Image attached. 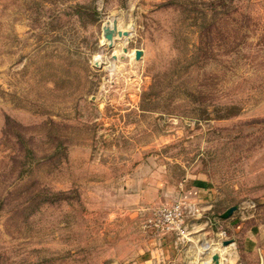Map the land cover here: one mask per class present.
Segmentation results:
<instances>
[{
    "label": "rangeland",
    "instance_id": "rangeland-1",
    "mask_svg": "<svg viewBox=\"0 0 264 264\" xmlns=\"http://www.w3.org/2000/svg\"><path fill=\"white\" fill-rule=\"evenodd\" d=\"M167 1L0 0V264H264V0ZM179 197L165 254L143 221Z\"/></svg>",
    "mask_w": 264,
    "mask_h": 264
},
{
    "label": "built area",
    "instance_id": "built-area-1",
    "mask_svg": "<svg viewBox=\"0 0 264 264\" xmlns=\"http://www.w3.org/2000/svg\"><path fill=\"white\" fill-rule=\"evenodd\" d=\"M205 208L183 197L160 202L149 207L150 214L144 218L143 226L150 229L159 241L167 234L173 235V243L177 244L179 239H188L187 235L191 231L189 227Z\"/></svg>",
    "mask_w": 264,
    "mask_h": 264
},
{
    "label": "water",
    "instance_id": "water-1",
    "mask_svg": "<svg viewBox=\"0 0 264 264\" xmlns=\"http://www.w3.org/2000/svg\"><path fill=\"white\" fill-rule=\"evenodd\" d=\"M117 18L113 17L111 20H106L102 24V39H105L108 46L113 45V41L115 37H123V35H127L128 31L126 29H120L117 27ZM104 42V40H102ZM127 48L124 46L122 47V50L125 51ZM143 54V50L141 48H135L134 50V57L136 59H139L141 55ZM115 56V54H114ZM94 64L98 65L99 62L97 59H94ZM236 208V205H230L227 207L222 213H220L221 217H227L231 214V212ZM232 238L223 239L221 243L223 245H227L228 243L232 242ZM221 256L219 252H214L211 255V260L208 264H223L221 263ZM242 264V263H238Z\"/></svg>",
    "mask_w": 264,
    "mask_h": 264
},
{
    "label": "trees",
    "instance_id": "trees-1",
    "mask_svg": "<svg viewBox=\"0 0 264 264\" xmlns=\"http://www.w3.org/2000/svg\"><path fill=\"white\" fill-rule=\"evenodd\" d=\"M176 0H169L167 2H174ZM26 126L15 121L14 119L10 118L9 116H6V120H5V126H4V129H3V132H7L9 129H15V134L16 135V139L20 140V141H23V138H24V134L21 132V129L25 128ZM19 141V142H20ZM23 143L20 142V146L22 147ZM19 146V147H20ZM22 155L24 156V149L22 151ZM11 157L14 159V161L16 162V164L19 165V167L17 168V177H20L23 172L25 171L24 170V167H23V161L20 160L19 158L21 157V150L20 152H17V153H13V155H11ZM8 192V191H7ZM6 192V193H7ZM66 190H57V191H53V194H65ZM40 195V191L37 190V191H28L26 193V195H24V198H27V199H34L36 198L37 196Z\"/></svg>",
    "mask_w": 264,
    "mask_h": 264
},
{
    "label": "crops",
    "instance_id": "crops-1",
    "mask_svg": "<svg viewBox=\"0 0 264 264\" xmlns=\"http://www.w3.org/2000/svg\"><path fill=\"white\" fill-rule=\"evenodd\" d=\"M196 185L192 186V188H196L195 187ZM191 188V189H192ZM197 190L199 191L200 194H197V195H202L204 194L202 192V190H204L201 186L197 185ZM202 192V193H201ZM161 244V250H163V252H165V254L168 253L169 250H171L172 247H175L176 245L173 243V240L171 239V236L169 234H167L166 236H164L161 241H156V244ZM221 259H224L221 257Z\"/></svg>",
    "mask_w": 264,
    "mask_h": 264
},
{
    "label": "bare ground",
    "instance_id": "bare-ground-1",
    "mask_svg": "<svg viewBox=\"0 0 264 264\" xmlns=\"http://www.w3.org/2000/svg\"><path fill=\"white\" fill-rule=\"evenodd\" d=\"M127 50V49H126ZM115 65V64H114ZM119 68V67H118ZM115 73V72H114ZM222 263H224V262H222Z\"/></svg>",
    "mask_w": 264,
    "mask_h": 264
}]
</instances>
